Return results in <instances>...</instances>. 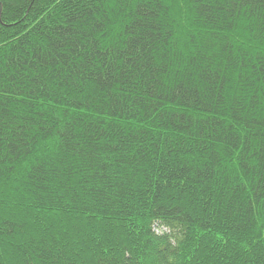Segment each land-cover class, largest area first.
<instances>
[{
	"label": "trees",
	"instance_id": "1",
	"mask_svg": "<svg viewBox=\"0 0 264 264\" xmlns=\"http://www.w3.org/2000/svg\"><path fill=\"white\" fill-rule=\"evenodd\" d=\"M0 264H264V0H0Z\"/></svg>",
	"mask_w": 264,
	"mask_h": 264
}]
</instances>
